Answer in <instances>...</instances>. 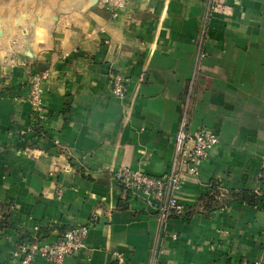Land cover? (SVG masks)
I'll use <instances>...</instances> for the list:
<instances>
[{"label":"crops","instance_id":"1","mask_svg":"<svg viewBox=\"0 0 264 264\" xmlns=\"http://www.w3.org/2000/svg\"><path fill=\"white\" fill-rule=\"evenodd\" d=\"M221 1L231 15L208 18L204 0H128L120 11L0 0V264H18L21 241L80 225L86 246L63 264H264V0ZM198 66L188 128L219 142L183 176L185 214L163 224L144 198L126 199L115 172L171 170ZM113 71L129 77L124 99ZM42 72L40 117L30 80ZM244 189L256 204L231 197Z\"/></svg>","mask_w":264,"mask_h":264},{"label":"built area","instance_id":"2","mask_svg":"<svg viewBox=\"0 0 264 264\" xmlns=\"http://www.w3.org/2000/svg\"><path fill=\"white\" fill-rule=\"evenodd\" d=\"M108 9L123 10L128 0H99ZM207 7L206 15L212 17L214 13L231 15L232 9L221 0H204ZM200 70L198 66L191 78L189 89L183 101V115L176 136V146L171 170L162 175H153L138 168L123 166L115 172L118 183L132 192V195L144 198L147 203L157 209L161 223L165 224L170 217L182 216L186 212L185 205L178 197L183 176L185 174L197 175L198 165L208 159L219 142L218 134L209 127H200L194 132L188 128V113L195 89L196 76ZM46 73H37L31 77L32 86L31 102L35 112L42 117L40 105L41 81ZM2 74L0 70V83ZM110 81L113 94L124 99L128 92L129 77L122 72L110 73ZM58 144L59 141L57 140ZM89 226L80 225L63 231L60 237L53 242L42 243L40 241H21L13 252L18 264H29L35 258L42 257L54 264H63L65 258L86 246ZM177 239V235H173ZM122 260V259H120ZM150 264H162L159 255H155ZM243 264H260L258 261Z\"/></svg>","mask_w":264,"mask_h":264},{"label":"trees","instance_id":"3","mask_svg":"<svg viewBox=\"0 0 264 264\" xmlns=\"http://www.w3.org/2000/svg\"><path fill=\"white\" fill-rule=\"evenodd\" d=\"M212 186H215V183H212ZM122 189L126 193V199H129L130 197H133L132 192L129 189H126V187L121 186ZM217 191L212 195L210 200H214L217 195ZM231 197L233 198H239L245 200L247 203L254 205L257 203V197H258V192L255 190H249V189H244L241 191H231ZM212 206H209V208ZM36 239V238H35ZM35 239H32L34 241Z\"/></svg>","mask_w":264,"mask_h":264},{"label":"rangeland","instance_id":"4","mask_svg":"<svg viewBox=\"0 0 264 264\" xmlns=\"http://www.w3.org/2000/svg\"><path fill=\"white\" fill-rule=\"evenodd\" d=\"M3 33V32H2ZM1 31H0V34H2ZM24 36H25V39H24V42H23V46L21 47V49H30L31 50V45H30V42L28 40V34H27V30L24 29ZM1 37V36H0ZM32 51V50H31ZM24 54V53H23Z\"/></svg>","mask_w":264,"mask_h":264},{"label":"water","instance_id":"5","mask_svg":"<svg viewBox=\"0 0 264 264\" xmlns=\"http://www.w3.org/2000/svg\"><path fill=\"white\" fill-rule=\"evenodd\" d=\"M0 36H1V34H0ZM26 53H27V55H29L30 57H33L32 53H31L30 51H27ZM41 69H42V70H45V67H43V66L41 65Z\"/></svg>","mask_w":264,"mask_h":264}]
</instances>
